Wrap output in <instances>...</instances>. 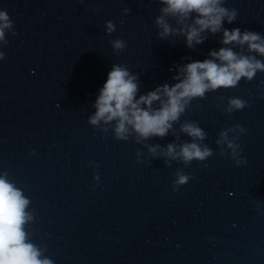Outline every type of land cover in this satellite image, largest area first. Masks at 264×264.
<instances>
[{
	"label": "water",
	"instance_id": "obj_1",
	"mask_svg": "<svg viewBox=\"0 0 264 264\" xmlns=\"http://www.w3.org/2000/svg\"><path fill=\"white\" fill-rule=\"evenodd\" d=\"M224 6L237 10L225 28L264 34V0ZM160 8V0H0L13 22L0 40V173L29 199L28 238L53 264H264V72L192 100L163 138L119 140L111 124L87 122L112 64L137 74L139 95L173 83L181 57L202 60L221 46L219 33L192 50L182 36L160 40ZM231 97L246 106L228 111ZM184 122L204 131L198 143L212 155L154 157L149 147L191 141ZM222 131L235 151L216 143ZM177 173L188 180L174 192Z\"/></svg>",
	"mask_w": 264,
	"mask_h": 264
},
{
	"label": "clouds",
	"instance_id": "obj_2",
	"mask_svg": "<svg viewBox=\"0 0 264 264\" xmlns=\"http://www.w3.org/2000/svg\"><path fill=\"white\" fill-rule=\"evenodd\" d=\"M225 0H160V15L154 23L158 29L157 37L164 40L169 36H182L186 48L192 50L202 44L209 34H220L219 45L209 49L202 60L181 57L186 63L175 66L173 83L165 81L152 90L138 95V76L123 64H112L102 86L93 102L95 111L88 116L90 125H112L114 137L126 140L128 134L135 133L137 141L149 137L166 136L185 111L192 100L203 98L209 91L237 86L241 78L252 80L255 74L264 72V34L234 27L225 28L224 23L231 24L237 19V10L224 6ZM129 9H124L127 13ZM172 18L176 26L169 23ZM5 9H0V40L4 39L6 29L12 26ZM105 31L111 34L115 25L111 20L105 21ZM114 51L126 47L125 41L116 38L111 42ZM236 49H244L237 51ZM3 53H0V59ZM173 72V67H169ZM246 102L239 97L228 100V111L240 110ZM236 130L243 132L241 125ZM106 130V129H105ZM180 131L191 137L190 142L169 143L149 147V152L156 155L180 159L185 163L193 159L203 161L212 155V150L198 143L205 138L204 131L194 122H184ZM228 131H232L229 129ZM228 131L219 134L217 144L224 143L235 151L236 145L228 137ZM157 148H160L157 153ZM241 160H236L239 165ZM94 180L99 179L98 173ZM188 176L177 173L173 181L176 186L187 182ZM29 199L22 194L7 177L0 173V264H53L42 255L41 250L29 238L24 225L32 219L26 211Z\"/></svg>",
	"mask_w": 264,
	"mask_h": 264
}]
</instances>
